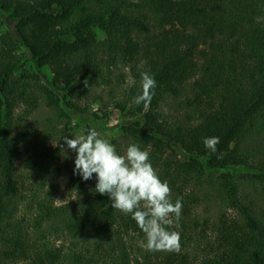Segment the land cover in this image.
Segmentation results:
<instances>
[{"label":"trees","instance_id":"16d2710c","mask_svg":"<svg viewBox=\"0 0 264 264\" xmlns=\"http://www.w3.org/2000/svg\"><path fill=\"white\" fill-rule=\"evenodd\" d=\"M6 17L14 27L0 29V264H130L124 236L143 232L93 191L95 176L83 181L71 171L82 197L73 204L57 205L51 194L73 117L105 97L143 115V125L127 127V139L150 148L172 202H182L179 226L169 229L181 232V250L162 252L166 264H264V204L237 201L234 180L243 172L240 183L264 197V19L256 20L264 18V0H0V28ZM19 47L30 52L36 74L16 73ZM46 66L51 84L38 74ZM145 72L156 81L147 108L133 103ZM92 128L98 131L88 124L86 132ZM206 137H219L217 153L205 148ZM203 192L242 204L244 218L223 211L199 226L188 216ZM17 196L31 200L32 219H14ZM45 224L95 249L60 252L32 238L29 228Z\"/></svg>","mask_w":264,"mask_h":264},{"label":"clouds","instance_id":"9594fccd","mask_svg":"<svg viewBox=\"0 0 264 264\" xmlns=\"http://www.w3.org/2000/svg\"><path fill=\"white\" fill-rule=\"evenodd\" d=\"M261 17H257L259 22ZM85 87H87L86 81ZM156 81L149 73H141V93L133 103L147 108L154 95ZM59 144L64 155L75 153L73 174L83 181L95 176L93 191L109 197L111 207L124 215H130L145 236L144 247L149 252H179L180 233L169 230L179 226L182 202L173 203L171 188L162 181L152 166L149 152L138 145L130 144L124 154L95 128L74 138L65 136ZM219 137H206L203 144L207 150L217 153ZM217 158H222L218 155Z\"/></svg>","mask_w":264,"mask_h":264},{"label":"rangeland","instance_id":"374dc122","mask_svg":"<svg viewBox=\"0 0 264 264\" xmlns=\"http://www.w3.org/2000/svg\"><path fill=\"white\" fill-rule=\"evenodd\" d=\"M13 21L11 18L6 17L1 25V30L3 32L7 31L9 28H13ZM95 32L97 37L102 39L105 37L104 32L96 27ZM16 58L18 61V69L16 73L18 75L28 74L34 75L38 71L34 61L31 58L30 52L26 50L25 47H19L16 51ZM38 73L41 76V81L47 84H51L53 80V73L49 67H42ZM186 97V95H183ZM105 102L97 101L93 104L89 105V110L84 112L83 114L75 115L70 124L71 127V136L70 138H74L77 135L86 134V128L88 124H93L97 127L98 132L101 133L106 139H108L112 144L116 146V142L121 146L122 149H127V147L131 144L128 141L126 129L128 126L135 124L136 122L140 123V126L144 124L143 115L137 114L135 116L130 115L128 112H124L116 106L108 102L109 99L105 97ZM171 102L175 103V99L171 100ZM169 103L164 105L165 112L169 111ZM128 111V110H127ZM43 112V111H39ZM37 113V116L39 114ZM46 114V113H44ZM41 118V116H40ZM117 149V148H116ZM146 150L150 153V148L142 149ZM74 153L70 150L64 155L65 160L62 162L61 169L57 171L56 177L50 182L53 186L52 197L56 201L57 205H70L75 201H80L82 197L78 196L71 188L70 176L73 171V155ZM150 155V154H149ZM22 167V164H19ZM155 169L156 166H153ZM230 169L219 170L214 172V176L218 177L223 171H228ZM24 170H22V173ZM234 173V172H233ZM242 173H234V180L238 182V200L247 205L252 201L262 202L264 204V197L261 198L259 190H256L254 187L246 186L240 182H242L241 178ZM213 186H211L206 193L213 191ZM199 193V201L195 206L192 207V213L188 216V218H196L199 219L200 222L203 223V220L207 217L210 220L215 221L219 214L224 211V214L230 219H243V205L239 204V207H232V205L227 206L225 203L219 199V197H210L207 194ZM14 205L16 207V212L14 215V219L25 216L28 219H32L35 216V211L33 209H27L28 204L31 203V200L26 197V200L21 199L20 197H15ZM242 206V207H241ZM13 207V206H12ZM261 207V206H259ZM33 222V221H32ZM203 227V224H202ZM200 228V227H199ZM31 230L30 234L32 238L38 241L41 239L43 241H48L51 243V246L55 248L61 249L60 252H69V253H82L83 255H88L92 253L93 247L92 242L89 239H83L81 237H77L68 231L62 232L57 227H53L51 224H45L43 231H39L41 228H29ZM132 234L124 236V239L127 244V249L129 250L130 256V264H155L156 262H163L165 256L162 252H149L145 249V236L144 233H139L137 231H130ZM181 233V232H180ZM44 237L45 239H43ZM203 246V244H201ZM90 250H87V249ZM159 253H161L159 255ZM200 255L203 253L198 252ZM0 255L5 257V253L3 249L0 247ZM158 262V263H159ZM23 264V263H20ZM164 264L166 262L164 261Z\"/></svg>","mask_w":264,"mask_h":264}]
</instances>
